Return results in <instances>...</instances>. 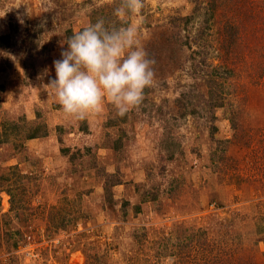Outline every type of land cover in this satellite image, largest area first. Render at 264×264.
Wrapping results in <instances>:
<instances>
[{
    "label": "rangeland",
    "instance_id": "374dc122",
    "mask_svg": "<svg viewBox=\"0 0 264 264\" xmlns=\"http://www.w3.org/2000/svg\"><path fill=\"white\" fill-rule=\"evenodd\" d=\"M119 3L0 0V264H264V0H143L142 102L66 117L53 62Z\"/></svg>",
    "mask_w": 264,
    "mask_h": 264
},
{
    "label": "clouds",
    "instance_id": "9594fccd",
    "mask_svg": "<svg viewBox=\"0 0 264 264\" xmlns=\"http://www.w3.org/2000/svg\"><path fill=\"white\" fill-rule=\"evenodd\" d=\"M143 7V0H120L113 15L124 26H106L100 18L67 37L48 84L66 117L83 120L105 101L122 117L142 102L153 84L154 60L138 44L139 23L125 17Z\"/></svg>",
    "mask_w": 264,
    "mask_h": 264
},
{
    "label": "trees",
    "instance_id": "16d2710c",
    "mask_svg": "<svg viewBox=\"0 0 264 264\" xmlns=\"http://www.w3.org/2000/svg\"><path fill=\"white\" fill-rule=\"evenodd\" d=\"M115 26L119 27L118 24L115 25ZM124 116H125V115H124ZM116 124L118 125L119 122H116ZM41 127H42L41 125H37V126H35V127L33 128V130L31 131V133L27 135V138H35V137H38L39 135H45V134L47 133V130H46V128H45V130H44L43 132H39L40 129H41ZM59 129H61V126H59ZM1 142H6V139H0V143H1ZM113 146L118 147V146H119V142H118L117 140L114 141ZM62 151H66V149H65V148H62ZM10 169H14V168H10ZM3 173H4V172H3ZM21 175H22V174H21ZM21 175H20V173L18 172V175H17L16 179H17V180H20V179H21ZM4 177H5V175H4ZM10 194H11V196H12V192H11V190H10ZM12 197H13V196H12ZM14 208H15L14 200L12 199V200H11V209H14ZM17 231H19V230H17ZM14 246H17L16 241L14 242Z\"/></svg>",
    "mask_w": 264,
    "mask_h": 264
}]
</instances>
